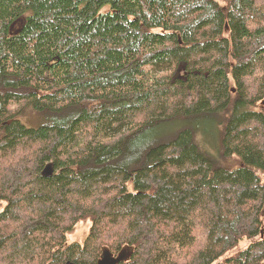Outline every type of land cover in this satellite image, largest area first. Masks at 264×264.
Listing matches in <instances>:
<instances>
[{"label":"trees","instance_id":"1","mask_svg":"<svg viewBox=\"0 0 264 264\" xmlns=\"http://www.w3.org/2000/svg\"><path fill=\"white\" fill-rule=\"evenodd\" d=\"M259 171L264 0H0V264H264Z\"/></svg>","mask_w":264,"mask_h":264},{"label":"rangeland","instance_id":"2","mask_svg":"<svg viewBox=\"0 0 264 264\" xmlns=\"http://www.w3.org/2000/svg\"><path fill=\"white\" fill-rule=\"evenodd\" d=\"M220 3H224V0H218ZM182 75V72L179 73ZM26 124V123H25ZM28 125V124H26ZM30 126V125H29ZM185 127H195L194 141L200 147V149L207 152V154L214 160L215 164L219 167L236 169L240 166L239 156H226L223 153L222 141L220 137L221 127L217 125L214 120H199L196 123L191 121H179L171 123L161 128L156 134H168L175 133ZM258 175L264 178V174L259 171ZM4 203L0 204V210L4 207ZM262 224L264 225V216L262 218ZM92 225V221L82 220L80 221L72 231L66 234V244H79L82 245L89 235V231ZM257 238H253L252 241H257ZM248 242H244L241 246L247 245Z\"/></svg>","mask_w":264,"mask_h":264},{"label":"water","instance_id":"3","mask_svg":"<svg viewBox=\"0 0 264 264\" xmlns=\"http://www.w3.org/2000/svg\"><path fill=\"white\" fill-rule=\"evenodd\" d=\"M47 169H49V166H48ZM45 175L50 176V175H51V172H50V171H49L48 173L45 172ZM122 258H123L122 255H120V256H119L118 258H116V259L111 258L110 255H108V257L105 258V254H103V255H102V258H101V260L99 261L98 264H113L115 261H119V260L122 259ZM70 264H73V263H70Z\"/></svg>","mask_w":264,"mask_h":264},{"label":"bare ground","instance_id":"4","mask_svg":"<svg viewBox=\"0 0 264 264\" xmlns=\"http://www.w3.org/2000/svg\"><path fill=\"white\" fill-rule=\"evenodd\" d=\"M48 168V166L45 168V171H44V174H45V172L46 173H48L49 171H50V168L49 169H47ZM93 223V222H92ZM72 226V225H71Z\"/></svg>","mask_w":264,"mask_h":264}]
</instances>
